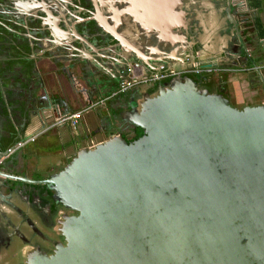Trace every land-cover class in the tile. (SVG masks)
<instances>
[{
    "label": "water",
    "instance_id": "1",
    "mask_svg": "<svg viewBox=\"0 0 264 264\" xmlns=\"http://www.w3.org/2000/svg\"><path fill=\"white\" fill-rule=\"evenodd\" d=\"M181 1L174 12L150 0L101 6L100 25L120 43L132 77L139 62L152 65L143 77L199 56L203 4L193 0V26L192 1ZM227 12L237 26L231 0ZM190 27L194 49L170 36L190 39ZM151 40L158 43L148 47ZM205 79L184 73L135 88L120 133L36 180L76 213L60 219L66 243L28 264H264V103L238 108Z\"/></svg>",
    "mask_w": 264,
    "mask_h": 264
},
{
    "label": "crops",
    "instance_id": "2",
    "mask_svg": "<svg viewBox=\"0 0 264 264\" xmlns=\"http://www.w3.org/2000/svg\"><path fill=\"white\" fill-rule=\"evenodd\" d=\"M155 1H158L163 7L170 8L171 6L173 12L176 10L175 5H177V9L180 6L184 8V1L177 3L178 0H150V2ZM191 1L192 3H190V0L189 3L193 5V0ZM202 4L204 12L201 14L202 16H199L201 20L199 23L205 33L198 37L196 41L197 47L202 49L198 52L199 60L211 65L235 67L234 69L237 68V70H234V72L238 71L232 74L217 72L204 75L206 76L205 82L222 90L231 102L236 99L238 103L245 106L264 103L262 79L257 73L253 72L251 76L249 72L251 68L254 69V66L264 70V63L259 58H254L251 53L249 54L248 49L236 47L238 44L232 41L233 32L220 31L222 27L226 26V21L217 12L218 6L213 5L210 0H203ZM247 5L255 10L261 9V4L251 5L249 3ZM218 11H222V6ZM214 16L219 19V21L215 20V22H218L216 29H213L214 24H212ZM173 19L172 21L176 22L181 20L178 21L176 16ZM261 21L263 20L260 17L255 20L258 32H260L258 23H264ZM187 22L194 26L195 21L193 19H187ZM219 23H222V26ZM210 24L212 25L210 26ZM196 30L198 31V28ZM193 32L196 33L194 29ZM189 35L190 39L173 31L170 36L175 41L180 42L183 48L194 49V43L190 40L195 42L196 37L192 35L191 27ZM117 42L118 40L114 39L113 36H106L100 47L85 50L90 55L83 54L79 64L75 63L76 60H71L73 62L71 65L75 68L76 74L68 81L70 86L65 84L66 87L61 89L64 96L57 94L59 89H57L55 78L49 77L50 79H48L46 77L47 72L44 71V67L42 68V65L45 66L46 63L49 64V68H51V63L56 66L58 62L57 55L49 57V59H38L42 60L39 62L41 67L35 68L33 71L17 67V62L11 60L12 58L1 60L0 81L2 80L1 83L8 99H12L14 95L20 97L16 109L18 110V116L8 115V112L2 110L0 106V138L2 144L4 142L12 144L21 137L25 138L33 134H39L36 141L27 144L13 155L3 156L0 159L1 163L3 159L7 158L4 162L6 163L4 167L6 172L15 169L12 163H29L31 166L29 169L22 168L19 164L16 167L19 171L16 170V172H23L27 169V175L31 177L38 174L36 168L49 166L50 163L52 165L56 164L53 166L56 172L64 167L80 149L94 146L120 133L123 121L122 115L132 105L138 91L132 89L127 93L106 100L105 103L97 104L111 95L124 76H132L131 72L127 73V69H125L128 68L129 64H124L125 55L123 54L125 53L119 50L120 47H116L120 44ZM157 43L158 41H148V47ZM113 45L115 46L112 47ZM179 50L180 52H177L180 54L184 49ZM42 55L40 54V56ZM241 59L245 64L239 68V71L238 66ZM151 69L152 65L142 66V63L139 62L134 66L133 75L139 77ZM59 70L60 73L67 72L65 67ZM48 72L51 74V71ZM78 76L85 81L84 84L76 80ZM77 83H80V85H77ZM76 112H83L80 126L77 129H74L69 123H59L60 117ZM128 136L133 138L134 132H128ZM2 144H0L1 156L6 150Z\"/></svg>",
    "mask_w": 264,
    "mask_h": 264
},
{
    "label": "flooded vegetation",
    "instance_id": "3",
    "mask_svg": "<svg viewBox=\"0 0 264 264\" xmlns=\"http://www.w3.org/2000/svg\"><path fill=\"white\" fill-rule=\"evenodd\" d=\"M105 1L0 0V62L12 58L17 67L33 71L41 67L39 62L42 60L38 59L57 55L58 64L72 59L79 64L85 50L100 47L106 37L100 25L101 6ZM202 1L198 0V3ZM210 1L219 8L222 6L220 14L227 25L223 30L233 32L232 36L240 35L241 21L236 17V26L227 12L230 0ZM234 1L231 0L232 11L236 16ZM191 7L188 18L196 21L194 5ZM231 27H234L233 31L228 29ZM1 81L0 106L8 115L18 116L16 109L20 97L14 95L9 100ZM124 129L129 127L124 126ZM2 145L8 149L4 157L13 155L9 154L13 143L4 142ZM6 159L0 163V170L6 173L0 172V264H28L29 257L37 251L51 255L59 243H66L60 219L65 213L76 212L58 207L49 184L36 182L54 173L56 164L36 168L38 174L31 177L27 175V169L31 167L29 163H12L15 169L6 172ZM19 164L27 169L16 172ZM47 170L50 172L43 173Z\"/></svg>",
    "mask_w": 264,
    "mask_h": 264
},
{
    "label": "rangeland",
    "instance_id": "4",
    "mask_svg": "<svg viewBox=\"0 0 264 264\" xmlns=\"http://www.w3.org/2000/svg\"><path fill=\"white\" fill-rule=\"evenodd\" d=\"M234 3H236V5H234L236 17H237V19L242 20L243 22L240 24L241 34L239 36L238 35L232 36V41L234 43L238 44L236 47H243V48L248 49L249 54L251 53L254 58H259L264 63V38H262L259 35V32L256 29V24H255V20L257 19V17H260L263 20L261 22H264V0H235ZM249 3L251 5L252 4H261L260 5L261 9L255 10L251 6L247 5ZM216 19L219 21L217 16H214L212 18V21H213L212 24H214L213 29H216L218 26V22H215ZM222 21L224 22L223 19H222ZM212 24H210V26ZM219 24L222 26V23H219ZM225 27H227V25L222 27L220 31H224L223 29ZM233 29H234V27L230 28L231 31H233ZM71 64H72V61H68V62L60 61L59 64H58V62L56 63V66H54L51 63L50 64L51 68H49L48 63H46L45 66L42 65V68L44 67V71L47 72L46 77H48V79H50L49 77L55 78L57 89L60 90V92H59V90L57 91V94L59 96H64L62 94L61 89L66 87V85L70 86L68 81L71 79V77H73L74 74H76V70L74 67H72ZM243 64H245V63L241 59L239 66H238V70H239V68L243 67ZM64 67L67 69V72L66 73H60L59 69H63ZM71 67H72V69H71ZM73 68H74V70H73ZM236 70H237V68H236ZM48 71H51V74ZM235 72H238V71H235ZM235 72L234 71H228V73H231V74L235 73ZM249 72H250L251 76H252L253 72L257 73L260 76V78L262 79V82L264 84V70H260L259 68H256L254 66V69L251 68V70ZM74 79H76V78H74ZM76 80L80 83H83V84L85 82L82 78L80 79V76H78V78ZM75 82L76 81L74 80V83ZM80 83H77V85H80ZM75 93H77V92L75 91ZM232 104L238 108H243L245 106L244 104L238 103L236 101V99H233ZM91 147H93V145Z\"/></svg>",
    "mask_w": 264,
    "mask_h": 264
},
{
    "label": "built area",
    "instance_id": "5",
    "mask_svg": "<svg viewBox=\"0 0 264 264\" xmlns=\"http://www.w3.org/2000/svg\"><path fill=\"white\" fill-rule=\"evenodd\" d=\"M187 66L181 67L179 65H170L168 63H162L158 66V71L150 76L143 77H132L124 76L117 88L111 93L109 97H106L99 101V103H105L106 100L116 97L120 94L129 92L132 89H135L139 86L149 85L153 82L161 81L170 77L178 76L184 73H195L198 75H210L217 72H228L234 71L233 67H223L215 64H206L202 60H199V56L192 60L190 57L187 59ZM132 70L127 69V73H130ZM83 117V112H76L72 114H66L59 119V123H69L74 129H77L80 126L81 118ZM42 133V132H41ZM39 134H33L23 138L22 140L14 143L9 149V154L16 153L19 149L25 147L27 144L36 141Z\"/></svg>",
    "mask_w": 264,
    "mask_h": 264
},
{
    "label": "trees",
    "instance_id": "6",
    "mask_svg": "<svg viewBox=\"0 0 264 264\" xmlns=\"http://www.w3.org/2000/svg\"><path fill=\"white\" fill-rule=\"evenodd\" d=\"M258 26L260 27V32H259V35L264 38V23H258ZM143 134V130L142 129H139V133L137 135V137L141 136Z\"/></svg>",
    "mask_w": 264,
    "mask_h": 264
}]
</instances>
